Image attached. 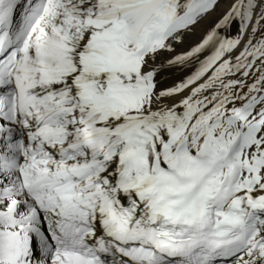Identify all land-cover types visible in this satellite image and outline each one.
<instances>
[{"label":"snow or ice","instance_id":"1","mask_svg":"<svg viewBox=\"0 0 264 264\" xmlns=\"http://www.w3.org/2000/svg\"><path fill=\"white\" fill-rule=\"evenodd\" d=\"M0 264H264V0H0Z\"/></svg>","mask_w":264,"mask_h":264}]
</instances>
